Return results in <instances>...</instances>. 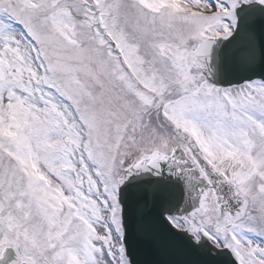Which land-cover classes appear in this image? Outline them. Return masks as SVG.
I'll use <instances>...</instances> for the list:
<instances>
[{"label": "snow or ice", "instance_id": "snow-or-ice-1", "mask_svg": "<svg viewBox=\"0 0 264 264\" xmlns=\"http://www.w3.org/2000/svg\"><path fill=\"white\" fill-rule=\"evenodd\" d=\"M0 264H264V0H0Z\"/></svg>", "mask_w": 264, "mask_h": 264}]
</instances>
